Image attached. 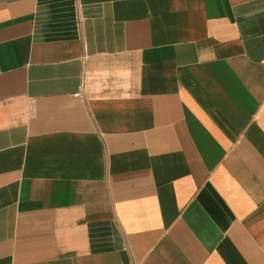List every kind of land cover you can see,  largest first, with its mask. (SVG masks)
Returning a JSON list of instances; mask_svg holds the SVG:
<instances>
[{
	"label": "crops",
	"instance_id": "crops-1",
	"mask_svg": "<svg viewBox=\"0 0 264 264\" xmlns=\"http://www.w3.org/2000/svg\"><path fill=\"white\" fill-rule=\"evenodd\" d=\"M0 264H264V0H0Z\"/></svg>",
	"mask_w": 264,
	"mask_h": 264
},
{
	"label": "built area",
	"instance_id": "built-area-1",
	"mask_svg": "<svg viewBox=\"0 0 264 264\" xmlns=\"http://www.w3.org/2000/svg\"><path fill=\"white\" fill-rule=\"evenodd\" d=\"M79 95H80V93H79V92H77V93H75V94H74V96H79Z\"/></svg>",
	"mask_w": 264,
	"mask_h": 264
}]
</instances>
